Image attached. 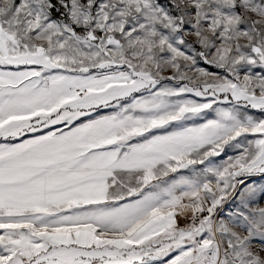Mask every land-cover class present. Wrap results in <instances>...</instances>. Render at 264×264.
Listing matches in <instances>:
<instances>
[{
    "label": "snow or ice",
    "instance_id": "snow-or-ice-1",
    "mask_svg": "<svg viewBox=\"0 0 264 264\" xmlns=\"http://www.w3.org/2000/svg\"><path fill=\"white\" fill-rule=\"evenodd\" d=\"M0 264H264V0H0Z\"/></svg>",
    "mask_w": 264,
    "mask_h": 264
}]
</instances>
